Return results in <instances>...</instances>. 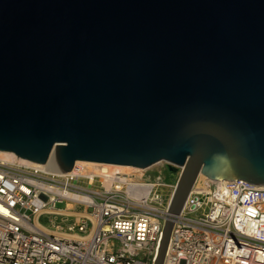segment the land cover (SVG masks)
Segmentation results:
<instances>
[{"label":"water","instance_id":"obj_1","mask_svg":"<svg viewBox=\"0 0 264 264\" xmlns=\"http://www.w3.org/2000/svg\"><path fill=\"white\" fill-rule=\"evenodd\" d=\"M0 151L264 186V0H0Z\"/></svg>","mask_w":264,"mask_h":264},{"label":"built area","instance_id":"obj_2","mask_svg":"<svg viewBox=\"0 0 264 264\" xmlns=\"http://www.w3.org/2000/svg\"><path fill=\"white\" fill-rule=\"evenodd\" d=\"M46 163L0 157V264H154L166 219L173 225L163 264H264V186L199 174L181 211L169 214L182 167L167 183L154 178L165 162L67 172ZM62 201L73 210L62 214ZM48 214L75 221L51 217L46 229L39 219Z\"/></svg>","mask_w":264,"mask_h":264},{"label":"bare ground","instance_id":"obj_3","mask_svg":"<svg viewBox=\"0 0 264 264\" xmlns=\"http://www.w3.org/2000/svg\"><path fill=\"white\" fill-rule=\"evenodd\" d=\"M0 157L8 159V160H14V159L21 160L20 158L16 157V155L13 154L12 152H7V151H0ZM159 164H161V162H157V163L145 168L144 170H146V169L147 170H153L151 168H153L155 166H159ZM75 165H83V166H88L91 168H94V167H110V168H113L116 170H135V171L141 170V168H137V167L119 166V165H110L109 166V165H105V164H98V163H94L91 161H81V160L76 161ZM45 166L48 168H51L53 170L57 169V165L55 163L53 156H51L49 158V160L47 161ZM164 174H165V171H163V170L155 172V175H154L155 180L165 181L164 180ZM199 177L204 178V176L201 174L199 175Z\"/></svg>","mask_w":264,"mask_h":264},{"label":"rangeland","instance_id":"obj_4","mask_svg":"<svg viewBox=\"0 0 264 264\" xmlns=\"http://www.w3.org/2000/svg\"><path fill=\"white\" fill-rule=\"evenodd\" d=\"M157 167V166H155ZM155 167L151 168V169H154ZM159 167V166H158ZM165 170V174H164V180L167 182V183H172L174 181V178H175V174L174 173H171V172H168L166 169ZM165 188H163V194L164 195H167L166 192H165ZM56 208H62L61 209V213L64 214L65 211L71 209L73 210L71 207H67V204L65 201H62V202H59L56 204ZM62 216L66 219V222L64 223L62 221ZM55 215V214H52V215H44L43 217H41L39 219V223L45 227H51L52 224L50 222V218L52 217L54 222L56 224H64L66 225L67 223H72L75 221V217L73 215Z\"/></svg>","mask_w":264,"mask_h":264},{"label":"crops","instance_id":"obj_5","mask_svg":"<svg viewBox=\"0 0 264 264\" xmlns=\"http://www.w3.org/2000/svg\"><path fill=\"white\" fill-rule=\"evenodd\" d=\"M43 216H44V215H42L41 217H43ZM41 217H40V218H41ZM48 228H49V227H47L46 229H48ZM49 229H51V228H49Z\"/></svg>","mask_w":264,"mask_h":264}]
</instances>
